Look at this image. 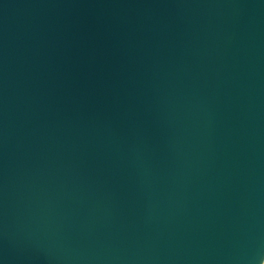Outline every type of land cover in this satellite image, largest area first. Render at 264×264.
Masks as SVG:
<instances>
[{"label": "water", "instance_id": "1", "mask_svg": "<svg viewBox=\"0 0 264 264\" xmlns=\"http://www.w3.org/2000/svg\"><path fill=\"white\" fill-rule=\"evenodd\" d=\"M264 0H0V264H263Z\"/></svg>", "mask_w": 264, "mask_h": 264}, {"label": "bare ground", "instance_id": "2", "mask_svg": "<svg viewBox=\"0 0 264 264\" xmlns=\"http://www.w3.org/2000/svg\"><path fill=\"white\" fill-rule=\"evenodd\" d=\"M264 264V263H263Z\"/></svg>", "mask_w": 264, "mask_h": 264}]
</instances>
